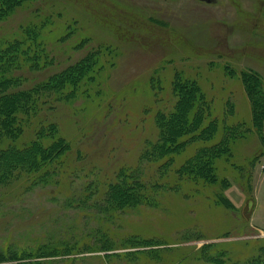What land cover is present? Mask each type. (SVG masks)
I'll return each mask as SVG.
<instances>
[{
  "label": "rangeland",
  "instance_id": "374dc122",
  "mask_svg": "<svg viewBox=\"0 0 264 264\" xmlns=\"http://www.w3.org/2000/svg\"><path fill=\"white\" fill-rule=\"evenodd\" d=\"M30 24L45 56L20 70L25 85L95 63L38 113L70 142L64 163L47 181L0 182V264H264V99L251 88L264 92V0H21L0 36ZM193 85L214 127L187 124L165 151ZM126 171L148 193L121 207L106 190Z\"/></svg>",
  "mask_w": 264,
  "mask_h": 264
},
{
  "label": "trees",
  "instance_id": "16d2710c",
  "mask_svg": "<svg viewBox=\"0 0 264 264\" xmlns=\"http://www.w3.org/2000/svg\"><path fill=\"white\" fill-rule=\"evenodd\" d=\"M20 1L0 0V20L5 19ZM30 25L31 28L23 27V32L13 38L0 36V182L4 180L3 178L19 176L24 172L28 174L27 178L32 180L33 183L47 181L48 174L53 169L57 171V168L59 169L60 165L64 163L71 149L70 142L57 132V123L38 117V113L44 104L49 102L48 99L52 98L54 93L56 95L55 99H59V97H67V100L71 99L68 97L71 94L74 96L79 82L88 72L93 71L92 67L95 63L92 56H86L61 71H56L44 80H39L30 86L25 85L27 76L20 70L28 64L30 66L37 65L41 60V56H45V42L42 39L41 30L38 31L34 28L36 24ZM251 88L256 97L264 99L261 86L251 83ZM199 94V88L194 85L188 89L183 87L179 90V99L175 106L177 115H174V120L171 122L173 125L168 126L173 134L168 139L167 144L164 140V143L160 146L161 149L164 148L165 151H169L170 147L174 143L176 144L180 138L178 137L179 130L182 127V131L186 130L187 124L190 129L189 131L186 130V133L191 131V133L199 132L198 135H203L204 132L213 129L214 123H211V127H207V130L201 127L207 109L205 103L208 104V101L205 100L203 103ZM192 104L193 108H191ZM191 109L193 112L191 121L188 119L189 122H186L185 125L177 122L178 118L190 116ZM260 112H263L264 117V109H261ZM165 115L168 116L164 113V119ZM194 119H196V124H194ZM30 120L34 123V128L28 133V130L31 129L28 127ZM168 127L166 128L167 132ZM229 127L233 129L234 124L229 125ZM223 140L224 137L218 142ZM161 141L163 142L162 139ZM207 147L205 151H208L210 156L212 152L210 150L214 151V143L209 144ZM212 159V157L209 158V162ZM207 166L208 170L206 168L204 174L209 172L206 176L213 178V161ZM177 171H180V169H177ZM130 173V171H126L122 175L123 180H121V182L126 181L124 183L128 190L123 192L118 189L121 183L118 180L112 182L113 185H110L106 190L108 197L117 206L122 207L133 201L139 202V199H143L148 193V184L145 183L144 179L138 178V181L133 180L132 182L130 179L125 180L129 178ZM114 186L117 188L116 192L113 190Z\"/></svg>",
  "mask_w": 264,
  "mask_h": 264
},
{
  "label": "water",
  "instance_id": "95a60500",
  "mask_svg": "<svg viewBox=\"0 0 264 264\" xmlns=\"http://www.w3.org/2000/svg\"><path fill=\"white\" fill-rule=\"evenodd\" d=\"M206 1L210 2V1H212V0H206Z\"/></svg>",
  "mask_w": 264,
  "mask_h": 264
}]
</instances>
